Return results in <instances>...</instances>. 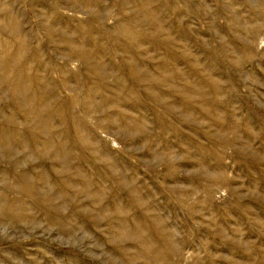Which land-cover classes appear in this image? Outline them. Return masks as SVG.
Listing matches in <instances>:
<instances>
[{"label": "rangeland", "instance_id": "1", "mask_svg": "<svg viewBox=\"0 0 264 264\" xmlns=\"http://www.w3.org/2000/svg\"><path fill=\"white\" fill-rule=\"evenodd\" d=\"M118 1L121 0H102L104 9L98 14L107 29L102 36L106 39L110 38V34L119 36L116 28L122 31L132 22L149 31V45L134 49L140 72L149 71V90L146 89L143 75L135 76L139 82L141 80L140 86L133 85L132 72L126 69V64L132 63V51L125 53L123 49L115 53L107 51L106 56L109 58L104 59L105 67L110 65L113 68L114 65L119 74L114 69L105 68L102 78L90 76L88 79L82 71L77 74V79L68 81L70 91L60 88L63 77L58 68L71 71L82 65L73 56L68 58V55H64L68 50L66 42H61L62 39L57 40V48L50 47L47 20L48 16L55 14L82 23L88 22L92 10L81 8L77 12L73 1L0 0L1 39L3 37L5 40L4 34L9 32L4 16L9 12L16 13L22 25H25L22 29L29 33L32 45L36 44L40 48L47 64L51 66L49 81L64 102L70 99L76 101L75 98L81 103L86 102L92 89L97 97L96 108L101 113L120 112L129 119L137 117L142 122L144 130L149 132V137L144 139L137 137L132 125L120 128L99 127L98 119L106 118L100 114L87 118L86 127L98 145L101 144L110 153L134 165L140 176L148 177L149 181L146 182L151 193L149 203L153 205L157 201L162 207H165L168 199L175 203L180 190L173 182L162 181L165 141L160 134L161 120L164 122V100L168 99L167 91L157 89L162 96V103L157 106L152 101V95L148 97V93L154 86L150 80H163L165 69L172 66L166 60L168 53L164 43L166 39L173 40L171 46L175 47L178 56L174 64L179 76L186 79L183 84L188 88L192 82H197L201 92L213 90L221 104L218 112L215 110L218 115H223L228 108L235 116V124H248L251 132H241L239 135L246 142L245 149L258 159L257 169L249 174L240 170L229 171V176L236 180L232 188L239 195L226 187L215 188L211 202L221 208V214H226L230 208L232 211L227 217H221L220 214L211 216L201 206L197 233L188 231L185 221L180 220L181 215L175 218L170 210L162 209L173 236L172 243L180 255L176 264H254L247 257L249 253L264 256V0H223L221 8L217 6L216 0H127L122 12L118 11ZM146 4L149 5V20L143 11ZM93 26H97V23ZM221 41L226 43L225 47L230 54L223 52ZM107 46L111 48V44ZM99 62L101 64L102 59ZM241 64L243 69L238 70ZM171 85L172 82L167 81V87ZM131 89H134V94L130 92ZM137 97L139 106H134ZM60 105L57 107L66 108ZM171 105L176 108L174 104ZM193 105L203 109L201 102ZM0 108H5L10 117L11 111L16 110L6 90L0 95ZM14 118L17 120L15 128L0 121V132L2 129L10 130L14 136V150L10 153L3 150L0 143V264H163V260L149 263V253L165 250L158 232L151 229L149 223L136 211L127 219L116 215L117 204L108 200L110 194L106 186H100L93 177L91 182L94 184L91 183L87 194L76 197L72 193L73 200L66 203L60 193L57 194L59 202L56 204L58 209L54 212L53 223L47 222L46 217L30 221L12 220L8 202L4 200L16 203L15 212L20 211V176L25 174L34 182L39 176H44L46 184L38 185L42 191H49L59 184L50 158H42L32 149V144L35 140L39 141L40 136L33 134L26 126L23 114ZM118 119L113 116V120ZM197 122L201 127L199 131H205L208 120L201 115ZM178 127L191 138L206 143L198 134L180 125ZM19 138L25 142L24 145L20 143V147L16 145ZM72 150H68V153L73 161L78 155ZM174 151L179 162V148L175 146ZM14 161L19 162L18 168L13 167ZM85 165L86 174L92 173V168ZM197 171L196 167L191 166L180 168L182 182L177 186L193 184ZM250 177L258 182L250 183ZM78 189L82 188L79 186ZM97 190L105 193L101 206L99 200L95 201L93 197ZM198 190L201 194L195 197L201 195L199 202L203 204L205 195L202 189ZM120 199L125 200L123 197ZM28 204V212L36 216L39 209L32 201ZM124 206L126 208V202ZM135 214L139 219L135 218ZM209 218L214 220L210 221ZM209 222L214 228L212 235L207 233ZM216 224L222 226L224 238L217 234ZM121 229H125L128 234L125 242L121 239ZM220 239H224L226 244L223 245ZM255 259L261 261L260 258Z\"/></svg>", "mask_w": 264, "mask_h": 264}, {"label": "bare ground", "instance_id": "2", "mask_svg": "<svg viewBox=\"0 0 264 264\" xmlns=\"http://www.w3.org/2000/svg\"><path fill=\"white\" fill-rule=\"evenodd\" d=\"M68 1H73L77 12L81 8L87 11L92 10L90 11L92 17L88 22L84 21L82 23L70 17H61L55 14L48 16L47 31L49 32L50 47L57 48L59 46L57 40L62 39L61 42H66L68 50L67 53L65 51L66 54L64 55H68V58L73 56L82 65L81 68L76 69L78 73L76 70L70 71L67 68H58V72L63 77L60 88L70 91L67 86L68 81L77 79V74L82 71L85 73L84 77L88 79L90 76L102 78L105 74V68L114 69L118 73L114 65L113 68L110 65L105 67L104 59L109 58L106 56L107 51L115 53L123 49L125 53H131L132 51V63H127L126 69L128 72H132L133 85L140 86L141 80L139 82V78L135 76L143 75L145 76L144 82L147 84L146 89L149 90V71L147 73L140 72L139 61L134 51V49L142 48L145 44L149 45V31L132 22L133 24L130 23L123 28V32L116 28L119 36L109 33L110 38L106 39L102 36V33L107 32V29L104 23L100 21L98 14L100 10L104 9L102 0ZM216 2L217 6L221 8L223 0H216ZM126 5L127 0L118 1V11L125 10ZM143 8L145 17L149 20V5L146 4ZM4 17L3 20L6 22V28L9 32L4 34L6 39L3 40V37L1 39L2 31H0V95L4 93V90L10 93L16 110L11 111L10 117L5 108H0V121L5 123L6 126L15 128L17 120L14 117L23 114L26 126L33 134L40 136L39 141L35 140L32 144L34 153L42 158H50L56 178L59 180V184L53 189L42 191L38 185L46 184L44 176H39L35 182L25 174L20 176L18 180L22 186L18 201L20 211L15 212L16 203H12L7 199L4 200L8 202V211L12 220L30 221L46 217L47 222L53 223L54 212L58 209L56 204L59 202L57 194L60 193L61 199L65 203L73 200L72 193L76 197L87 194L90 192L91 183L94 184L91 182L93 177L100 186H106L110 194L108 200L117 204L116 215L119 217L124 216L127 219L136 211L143 220L149 223L151 229L158 232L159 240L165 250L164 252L149 253V263H155L159 260H163V264L178 263L180 255L172 243L173 236L170 234L166 214L162 212V209L170 210L175 218L178 217V214L181 215L180 220L185 221V225L191 233H197L199 230L197 224L198 219H201V216L199 217L201 206L208 210L211 216L220 214L221 217H227L232 209L230 208L226 214H221V208L212 204L211 197L215 188L221 189L223 187L229 188L236 195H239L238 191L236 192L232 188L236 180L229 176L230 170H240L244 174H249L257 169L256 162L258 159L245 149L246 142L239 135L241 132L249 134L251 132L250 126L238 123L241 127L235 124V116L228 108L225 109L223 115H218V106L221 104L218 103L213 90L206 92L203 89L205 92H201L202 89L197 82H192L186 88V85L183 84L186 79L180 77L175 68L174 63L178 60V56L175 47L171 46L174 41L166 39L164 43L166 54L168 53L166 60L172 63V66L165 69L163 80H157L156 78L150 80L154 86L148 93V97L149 94L152 95V101L157 106L162 103V96L159 95L157 89L167 91L168 99L164 100V122L161 120L160 134L161 139L165 141V167L162 181L164 183L173 182L180 191L175 203L174 200L170 201L168 199L165 207H162L157 201L152 205L149 203L151 193L149 192V184L146 182L148 177L145 175L140 176L134 165L124 161L123 157L110 153L101 144L98 145L86 127L87 118L100 114L106 118L98 119L97 125L99 127L120 128L121 126L132 125L135 130L134 133L138 134L137 137L144 139L149 137V132L144 130V126L141 125L142 122L137 117L129 119L126 114L120 112L101 113L96 108L98 104L95 99L97 97L92 89L86 102L81 103L77 98H75L76 101L70 99L64 102L57 89L55 91V87L49 81V73L52 71L51 66L47 64L40 48L36 47V44L32 45L29 33L24 32V29H22L25 25H22L21 20L14 12H9ZM95 23H97V26H93ZM167 35L169 36L170 33L167 32ZM119 38H122V40ZM108 43L111 44V50L107 48ZM225 46L226 43L221 41L223 52L230 54ZM100 59H102L101 64ZM241 66L238 70L243 69V66ZM167 81L172 82L171 87H167ZM133 90H130L132 94H134ZM195 102H201L203 109L194 106L193 103ZM60 104L66 108L57 107L61 106ZM171 104H174L176 108H173ZM133 105L139 106L138 97L134 99ZM216 109L217 112H215ZM176 111L183 112V114L179 115ZM201 115L208 120L206 130H203V132L199 131L201 127L197 122ZM113 116H117L119 119L115 121ZM179 125L191 130L195 135L198 134L199 138L206 140V143L191 138L179 129ZM12 134L13 131L5 129L0 132V143L7 153L14 150V136ZM21 139L19 138L16 142L18 147L25 143ZM175 146L180 151L179 162L175 158ZM71 149L78 155L73 161L68 153V150ZM147 153H149V150ZM85 164L92 168V171L90 170L92 173L88 172L86 174ZM18 166L19 162L14 161L13 167L18 168ZM190 166L198 169L194 183L187 187L177 186L181 185L182 182L179 169ZM249 181L255 184L258 182L252 177L249 178ZM79 186L82 188L81 190L78 189ZM199 188L203 190L205 195L203 204L199 202L202 198L201 195L199 198L195 197L199 193L201 194ZM95 193L94 200H99L101 206L105 199V193L100 190ZM120 197L125 200L122 201ZM31 201L39 209L36 216L28 212L30 207L28 203H31ZM124 202L127 203L126 208ZM106 212L105 207L104 213ZM135 218L139 219L137 216ZM209 220L214 219L209 218ZM208 225L207 233L212 235V230L214 231L213 224L209 222ZM216 230L220 237H225L221 225L217 226L216 224ZM121 232L122 241H127L128 234H126V230L121 229ZM138 234L139 232H137ZM219 241H222L223 245L226 244L224 239ZM247 257L252 259L254 264H264V256L260 253H249ZM255 257L260 258L261 261L256 260Z\"/></svg>", "mask_w": 264, "mask_h": 264}]
</instances>
